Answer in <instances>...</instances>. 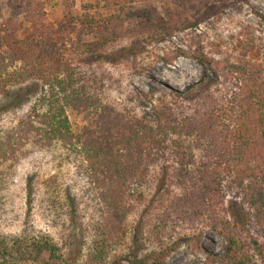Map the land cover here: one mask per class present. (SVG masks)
Wrapping results in <instances>:
<instances>
[{
	"label": "trees",
	"instance_id": "obj_1",
	"mask_svg": "<svg viewBox=\"0 0 264 264\" xmlns=\"http://www.w3.org/2000/svg\"><path fill=\"white\" fill-rule=\"evenodd\" d=\"M35 3L7 0L6 16L0 7V94L20 98L21 87L31 82L39 88L24 107L18 100L0 108L1 117L12 113L0 128V172L10 173L30 155L58 147L57 171L42 181V208L55 224L63 220L61 210L69 216L67 225H76L75 204L82 194L72 196L63 181L64 166L71 165L86 179L83 193L99 216L92 248L96 259L122 241L127 214L143 202L142 190L153 173H160L156 201L167 204L157 218V235L201 222L226 241L220 254H206L208 262L264 264V38L244 27L210 43L209 52L199 42L190 45L210 75L184 92L174 91V102L152 104L153 116L138 115L134 105L117 101L102 70L105 63L137 57L147 44L169 35L172 28L161 13L130 2L104 14L86 3L81 12L54 22ZM258 14L264 26V14ZM125 38L134 40L107 52ZM187 54L179 48L174 57ZM13 87L20 88L12 93ZM154 91L145 94L146 102L153 101ZM179 100L194 105L185 108ZM68 109L83 120L77 131ZM4 180L0 177V198ZM26 234L6 244L0 235V264L62 262L50 233ZM172 250L135 264H165Z\"/></svg>",
	"mask_w": 264,
	"mask_h": 264
},
{
	"label": "rangeland",
	"instance_id": "obj_2",
	"mask_svg": "<svg viewBox=\"0 0 264 264\" xmlns=\"http://www.w3.org/2000/svg\"><path fill=\"white\" fill-rule=\"evenodd\" d=\"M6 1L0 0L3 16L8 15ZM34 1L42 5L49 20L54 22L60 21L68 13L81 12L86 3H93L95 5L93 10L104 14L114 13L122 4L130 2L137 8L151 5L161 13L165 25L172 28L169 35L151 44H145L146 48L137 57L131 56L123 62L112 60L105 63L102 70L104 71L102 76L112 82L113 95L117 101L125 100L128 105H134L138 115L153 116L152 104L158 105L162 100L174 102V91L184 92L190 84L204 81L205 76L210 75V70L193 57L190 45L194 46V43L199 42L205 46V51L209 52L210 43L217 42L221 36L228 38L231 34L240 33L244 27H248L258 37L264 38V26L258 14H264V0H200L194 5L188 2L184 4L186 0ZM147 36L148 34H144L138 40L143 42ZM132 40L134 39L125 38L115 42L107 52L123 49L131 45ZM179 48L188 54L174 57ZM214 56L221 57V54L215 53ZM165 57L171 61H164ZM19 88L13 87L12 93L17 92ZM21 88L23 91L20 98H11L8 94L1 93L0 108L3 109L11 101L18 100H21L24 107L28 99L34 97L39 89L35 82ZM150 88L155 90L152 103L145 101V94ZM180 101L185 108L194 105L191 101ZM20 111L21 108L17 110L18 113ZM2 113L0 128L2 125H8L12 117L9 111ZM68 116L75 131L83 126L81 116L71 109H68ZM57 148L30 155L10 173L0 172V177L5 179L1 181L4 195L0 198V235L6 239L5 244L26 234V231L28 237L47 232L59 243L62 258L71 264H135L136 261L149 258L154 252L169 247L173 250L166 256L165 264H220L208 262L206 254L208 252L220 254L226 241L217 232L204 229L201 222H196V226L193 227L177 226L176 230H166L157 235L154 228L158 223V215L162 212V204L165 206L167 201H156L161 182L160 173L156 172L142 190L143 202L131 208L124 220L126 232L122 241H116L108 248L106 254L102 255V259H96L92 248L99 226V216L94 208V202L83 193L88 186L86 179L71 165L64 166L63 181L72 196L82 194L81 199L79 198L75 204L76 225L69 227L65 220L69 216L61 210L59 215L63 216V220L55 224L42 208L44 204L42 181L57 171L58 167L55 164ZM148 208L150 212L145 214ZM74 230L75 238L70 239V233ZM200 232L202 235L199 237ZM65 240L67 242H64ZM70 241L71 246H66ZM196 243L199 244V249H195ZM63 259L62 262L55 259V262L52 260L48 263L63 264ZM29 262L27 261V264ZM35 263L41 264L39 260Z\"/></svg>",
	"mask_w": 264,
	"mask_h": 264
}]
</instances>
